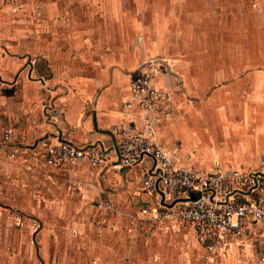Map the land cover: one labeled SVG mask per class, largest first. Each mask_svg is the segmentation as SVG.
Here are the masks:
<instances>
[{
	"label": "crops",
	"instance_id": "obj_1",
	"mask_svg": "<svg viewBox=\"0 0 264 264\" xmlns=\"http://www.w3.org/2000/svg\"><path fill=\"white\" fill-rule=\"evenodd\" d=\"M74 2L92 13L108 16L105 0ZM53 8L55 12L56 5ZM115 8L112 16L118 18L117 3ZM91 17L79 21L71 18V24L55 27L58 35L51 44L42 37L38 39L30 49L37 56L30 69L22 56L8 49L11 44L0 47V134L11 130L9 143L0 149L8 153L11 172L21 167L22 173L25 169L42 173L38 176L44 185L42 202H38L43 208L75 214L70 220L75 221V236L69 238L67 248L57 247L39 255L45 259L43 264H171L168 230L172 223L189 224L181 219H164L159 206L161 196L144 191L143 175L153 160L145 159L132 169L117 170L109 164L117 157L119 131L145 130L168 153L174 167L204 173L216 167L261 170L264 95L253 106V92L251 96V88L243 86L251 102L243 107L236 102L242 89L233 84L205 95L204 89L194 84L196 79L184 77L171 60L161 56L178 78L161 69L156 71L151 86L162 91L164 99L156 108L142 109L134 101L130 83L140 71L157 68L143 67L155 57L148 56L154 51L126 59L124 42L118 38L109 41V33L118 31H110L103 17L96 23L87 21ZM244 80L249 82L247 75ZM60 141L76 146L103 144L107 166L94 168L78 162L47 169L43 163L44 143ZM172 198L183 201L186 196L179 193ZM103 203L110 204L113 214L117 210L136 212L140 221L127 227L131 233L123 229V221H95L93 207L102 209ZM206 255L201 264H264L252 231L226 253Z\"/></svg>",
	"mask_w": 264,
	"mask_h": 264
},
{
	"label": "rangeland",
	"instance_id": "obj_2",
	"mask_svg": "<svg viewBox=\"0 0 264 264\" xmlns=\"http://www.w3.org/2000/svg\"><path fill=\"white\" fill-rule=\"evenodd\" d=\"M105 1L108 16L92 13L74 0H0V47L11 44L8 49L22 56L24 63L37 61L30 49L38 39L42 37L51 44L58 35L55 27L92 14L87 21L96 23L103 17L110 31H118L109 33V41L118 38L124 42L126 59L154 51L148 54L155 56L150 60H171L184 77L196 79L194 84L204 89L205 95L233 84L242 89L236 100L241 107L251 102L258 105L260 95H264V0ZM116 3L118 18L112 16ZM244 75L249 82H245ZM243 86L252 89L251 102ZM6 153L0 149V264H43L45 259L39 255L57 247L67 248L69 238L75 236V221H70L75 214L43 208L38 202H42L44 185L38 178L42 173L26 169L22 173L21 167L11 172ZM111 208L93 207L95 221H123V229L131 233L126 229L133 227V221H140L138 214L120 210L113 214ZM172 224L168 230V262L201 264L207 255L196 242L193 230L180 222Z\"/></svg>",
	"mask_w": 264,
	"mask_h": 264
},
{
	"label": "built area",
	"instance_id": "obj_3",
	"mask_svg": "<svg viewBox=\"0 0 264 264\" xmlns=\"http://www.w3.org/2000/svg\"><path fill=\"white\" fill-rule=\"evenodd\" d=\"M150 60L152 71L139 72L131 80L134 101L142 109L156 108L164 94L151 85L153 74L167 71L166 67ZM35 59L26 68L35 65ZM170 71L173 68L168 64ZM28 69V70H29ZM11 130L0 134V146L9 143ZM119 156L109 164L117 170L132 169L145 159L153 160L143 175V189L150 195L161 196L159 206L164 219H181L194 230L196 241L207 254H224L232 245L254 232L264 261V169H220L198 172L190 168L174 167L168 153L158 146L145 130L122 129L118 137ZM13 157V155H11ZM107 149L103 144L76 146L69 142L44 143L43 163L56 169L78 162L92 167L107 166ZM185 194L176 201L174 194ZM192 195H196L192 199ZM109 209L110 205L104 204ZM157 213V209H152ZM257 229V230H256ZM236 243V244H235Z\"/></svg>",
	"mask_w": 264,
	"mask_h": 264
},
{
	"label": "water",
	"instance_id": "obj_4",
	"mask_svg": "<svg viewBox=\"0 0 264 264\" xmlns=\"http://www.w3.org/2000/svg\"><path fill=\"white\" fill-rule=\"evenodd\" d=\"M156 62H157V63H161L162 65H164V67H166L168 73H170V74H172V75H174V76L177 77V75H176L175 73H173V72L170 71V68L168 67V63H166V62L163 61L162 59H157ZM150 63H152V61H149V62L145 63V64L143 65V67L149 65ZM177 78H178V77H177ZM115 149H116V152H117V156H119V153H118L117 147H116ZM195 198H196V195H192V199H195Z\"/></svg>",
	"mask_w": 264,
	"mask_h": 264
}]
</instances>
